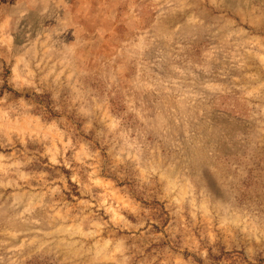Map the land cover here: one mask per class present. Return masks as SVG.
I'll return each mask as SVG.
<instances>
[{"label":"rangeland","instance_id":"obj_1","mask_svg":"<svg viewBox=\"0 0 264 264\" xmlns=\"http://www.w3.org/2000/svg\"><path fill=\"white\" fill-rule=\"evenodd\" d=\"M0 264H264V0H0Z\"/></svg>","mask_w":264,"mask_h":264}]
</instances>
